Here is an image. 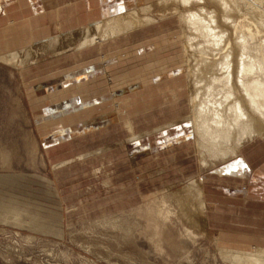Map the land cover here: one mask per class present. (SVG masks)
<instances>
[{"label": "rangeland", "instance_id": "374dc122", "mask_svg": "<svg viewBox=\"0 0 264 264\" xmlns=\"http://www.w3.org/2000/svg\"><path fill=\"white\" fill-rule=\"evenodd\" d=\"M207 1L206 4L192 2L185 6L177 0L154 6L159 2L154 0L128 13L152 4L154 9L150 16L157 23L174 19L175 22H170L168 27L179 28L170 30L155 42L158 45L163 39L167 43L179 41L180 46L176 47L179 53L169 61L179 59L178 65L182 64L187 72L191 53L184 54V51H188L185 41L186 34L190 35L192 31L182 20V39L181 21L175 9L178 7L182 11L189 9L197 12L204 7L209 11L217 9L218 12V8ZM230 4L234 13L230 15L234 19L241 10L240 16L246 13L247 17L239 20L246 25L252 22L247 20L252 17L247 12L259 15L254 20L258 26L264 24V0H231ZM144 28L146 30L147 27L134 30L133 34ZM156 44L153 50L157 49ZM45 47L47 55L42 59H51V50L48 45ZM12 54L0 57V264H236L230 261L236 249L229 251L230 256H223L222 249L232 248L217 240L216 233L209 229L205 218L197 210V202L186 195L190 177L199 178L203 190L204 181L207 180L200 177L202 163L199 161L202 158L195 141L194 147L190 145L195 155L181 151L176 154L177 157L172 155L176 158L163 157L148 166L129 163L128 166L119 164L112 169L109 164H101L80 169L73 164L93 162L103 152L116 146L127 147L131 144L128 140L132 134L120 128L123 134L119 132L118 136L112 133L107 136L113 126L103 127L98 130L101 136L68 139L46 149L38 113L41 108L29 104L31 92L26 82L32 77L30 73L25 75L21 72L25 56L22 53L20 56ZM153 66L157 67L156 63ZM174 77L178 79L176 89L180 93L186 92V95L181 93L180 100L186 99L190 92L192 96L194 89L190 80V87L187 86V75L176 74ZM47 80V75L40 74L31 83L36 86L51 82ZM166 88L164 93H168ZM60 92L55 96L61 97ZM139 109L133 103L126 114L131 119H137ZM118 110L119 106L116 107ZM119 115L115 116V126L118 127L119 121L127 120H121ZM180 115H176L174 127L188 122V114ZM159 124L161 121L142 123L139 128L145 131L140 130L137 137L142 140L156 136L149 134ZM158 127L161 131L169 130L166 123ZM104 134L109 140L103 138ZM247 144L251 143L246 142L245 146ZM193 156L197 158L199 167L193 161ZM212 157H204L207 158V167L202 169V176L212 174L217 169L230 173L227 169L233 157L225 160L219 155ZM70 165L73 166L68 167ZM109 179L113 180L111 185L106 184Z\"/></svg>", "mask_w": 264, "mask_h": 264}, {"label": "crops", "instance_id": "0c3cea01", "mask_svg": "<svg viewBox=\"0 0 264 264\" xmlns=\"http://www.w3.org/2000/svg\"><path fill=\"white\" fill-rule=\"evenodd\" d=\"M152 1L2 0L0 57L21 51L30 44L47 45L56 36L68 34L100 20L120 16ZM171 20L170 22H175L174 19ZM167 21L169 19L158 22L162 24L161 29L151 28L152 26L148 25L145 26L146 30L144 28L134 34V31L127 34L129 37L122 40L127 46L109 52L108 55L113 54V58L111 57L108 62L107 70L98 60V50L91 48L76 55H52L51 59H42L43 62L32 69L31 73H35L34 75L24 73L32 77L26 82L31 92L29 104L41 108L38 113L41 137L46 140V149L68 139L101 136L98 130L103 127L113 126L107 136L111 133L116 136L119 132L123 134L120 127L115 126L117 124L115 116L120 114L121 120L127 118L125 121H119L120 124L134 119L126 114L133 103L138 109L141 107L136 113L138 119L136 124L140 126L158 116V112H151L157 111L166 99V103L169 99L172 102L171 92H175L178 100L181 99V93L186 92L180 93L174 88L178 81L174 76L185 74L186 71L182 64L178 65V61L176 63L169 61L170 58L177 57L179 49L176 47L180 46V43L179 41L167 43L168 41L163 39L157 45L154 41L155 36L162 37L170 30L179 28V26L169 28L168 25L170 26L171 23ZM155 44L157 49L153 50ZM155 63L157 67L153 66ZM108 72H110L109 80ZM40 74L47 75V81L51 80V82L33 86L31 82ZM165 87L168 93L163 92ZM75 91L79 93L75 94ZM57 92H60L61 97L55 96ZM117 106H119L118 112ZM185 126L177 125L164 131L155 128L149 135L156 136L145 137L127 147L116 146L103 152L93 162L73 165L86 169L114 163L112 166L114 169L119 164L128 166L129 163L135 166H148L163 157L176 156L181 151L193 152L195 155L194 148L190 147L192 144L194 147L192 131ZM105 136L106 134L103 138H106ZM108 138L106 140H109ZM60 139L66 140L60 141ZM232 159L227 169L230 173L221 170V176H217L216 171L202 176L204 172L198 168L200 177L208 180L204 181L208 208L205 223L216 233L217 240L229 248L264 250V139H257L247 144L240 150L238 156ZM193 161L198 165L195 156ZM190 179L201 181L196 177Z\"/></svg>", "mask_w": 264, "mask_h": 264}, {"label": "bare ground", "instance_id": "6f19581e", "mask_svg": "<svg viewBox=\"0 0 264 264\" xmlns=\"http://www.w3.org/2000/svg\"><path fill=\"white\" fill-rule=\"evenodd\" d=\"M172 1L177 2V0H159L154 6L168 4ZM179 1L185 6H189L192 2H205L206 4V0ZM208 1L209 4L211 3L215 8H218V12L213 7L214 11L201 7V9L199 8L200 11L196 12L189 11V9L182 11L180 8L177 9L176 6L175 11L178 12L181 21L182 39L184 29V27L182 28V20L187 24L188 30L194 34L192 32L190 35L185 33L187 35L185 42L188 43L185 46L187 45L188 51H184V54L191 53L188 58L190 67L185 76L187 75V86L191 83L194 90H192V96L190 92V95L188 93L184 100H178L175 92H171L172 103L170 99L166 103V99L164 106L156 111L158 116L152 119L156 122L161 121L159 125L166 123L169 128H173L174 123L177 121L176 115L181 114V117L188 114V122L185 127L191 129L195 137V146L202 158V161H199L202 163L200 169L207 167V158L204 159L206 156L216 157L219 155L222 160L229 157L234 158L238 156L246 142L253 143L257 139H264V24L258 26L254 20L258 19L256 17L259 15L256 16L255 13L247 12V15H252L247 20L250 19L253 24L251 25L249 22L246 25L239 20L244 19L246 16L245 12V14L241 13L240 16L241 10L235 15L238 18L235 17L236 19H234L232 17L234 13L230 4L231 0ZM234 5L236 6V4ZM254 5H256L255 2ZM150 6L117 17L100 20L68 34L56 36L47 44L51 50L49 55L50 57L52 55L62 56V54L76 55L81 51L83 53L84 50L95 48L98 50V60L107 70L109 67L108 62L113 58V54L108 55L109 52L127 46L125 45L126 42L125 44L122 43L124 38L126 40L129 37L127 34L148 25L157 29L162 28V24L151 18V10L154 8L152 4ZM230 13H232V16ZM165 17L166 15L162 18ZM160 37L161 35L155 36L154 41L160 39ZM197 40L199 41L195 43ZM121 44L124 45L121 46ZM45 51V44H30L21 51L14 52L13 56L24 54L25 65H22L21 72L24 74L27 71L33 74L31 73L33 72L32 69L42 63ZM171 61L176 63L179 62V59ZM76 63H78L77 60ZM169 116L173 117L169 118ZM160 118L165 119L160 120ZM137 121L138 119H132L119 125L122 130H125V133L132 134L128 140L130 143L140 141L137 134L141 129L136 124ZM158 126H156V129L159 130L160 127ZM109 165L112 167L114 163ZM220 174L221 170L217 169L216 175L221 176ZM189 181L191 183L185 189L186 195L191 201L195 200L197 202V210L205 218L208 210L205 191L200 187L198 180L189 179ZM112 183V179L106 182L107 185ZM223 245L225 246V244ZM233 250L234 248L222 249L223 256H230L229 251L232 252ZM230 261L236 264H264V250H236Z\"/></svg>", "mask_w": 264, "mask_h": 264}]
</instances>
